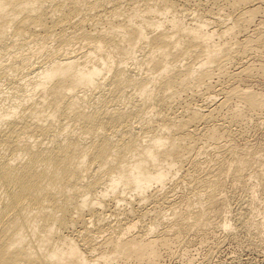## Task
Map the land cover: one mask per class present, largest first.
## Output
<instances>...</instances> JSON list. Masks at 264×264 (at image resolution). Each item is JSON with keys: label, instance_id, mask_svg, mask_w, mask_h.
<instances>
[{"label": "bare ground", "instance_id": "6f19581e", "mask_svg": "<svg viewBox=\"0 0 264 264\" xmlns=\"http://www.w3.org/2000/svg\"><path fill=\"white\" fill-rule=\"evenodd\" d=\"M224 1L0 0V264H160L194 238L264 229L253 183L250 211L220 215L224 175L239 187L251 165L220 141L248 133L264 94L194 104L260 48L237 38L260 0Z\"/></svg>", "mask_w": 264, "mask_h": 264}, {"label": "rangeland", "instance_id": "374dc122", "mask_svg": "<svg viewBox=\"0 0 264 264\" xmlns=\"http://www.w3.org/2000/svg\"><path fill=\"white\" fill-rule=\"evenodd\" d=\"M223 1L224 0H218L219 6L225 5L226 2ZM194 4L195 3L193 2L192 5L189 4V10L191 12H189V14L191 17L189 19L187 18L188 20L186 22L188 24L194 23L195 21H192L191 19L197 17L198 15L197 12L199 8L196 6V4L194 6ZM204 4V6H206L204 7L205 11L208 12L210 9H212V4ZM249 6H251V9L260 8V13L256 14L253 17V21L249 26L247 34H240L237 38L239 39L238 41L240 43H244L245 41H247V39H250L248 43H252L253 46H260V48L259 50L256 49L257 51H252L250 52V54L239 58L240 60L238 59V63H235V65L231 69L232 73L235 74V77L231 78L232 80H226V82L221 80V85L219 82H217L219 81L218 79H215L214 82H212L214 83L213 85L215 87L213 91H216L215 98L217 97L215 101L213 100L214 97L212 98V100H209V102H203V98H201L202 100L200 98H197L196 102L194 101V104L196 103L195 105L204 107V109L202 108V110H204L205 113H207V110L209 112V109H216V107L219 106L220 102L224 101V95H218V93H220V90H226V88L227 90H233L238 89L240 86L239 90L241 91L242 89L246 90L245 88H249L247 90H249L250 92L252 90V92L264 94V40L261 37V31L264 26V13L261 12L264 10V0L256 1ZM227 11L228 10H226L225 12ZM210 12L213 13L215 11ZM211 15L213 16L214 14H210V16ZM214 16L217 17L216 14ZM208 17L209 14L208 16H206V19L209 20V22L213 23L215 17ZM218 17L215 19H218ZM211 18L212 20H210ZM226 19L227 18L224 19L223 17L224 21ZM225 22L226 24H229L228 20ZM210 27H214V29L220 28V26L217 27L212 25ZM255 33H257V35L254 36ZM245 70H247L248 72H246ZM250 72L252 74H249ZM219 86H223L224 88L222 87L223 89H221V87ZM261 112L262 109L260 107L256 109L252 117V125L250 124V126H248L249 129L246 130L248 132L247 134L245 132V135H241L240 131L238 132L239 127L237 128V126H231V128L233 127L232 129H234V133H230L229 135L224 136L220 141V146H226V149H228L229 151V157L227 158L226 162H231L232 158L236 159L238 155H241L244 158L248 159L251 164L243 168L242 171L243 185L246 186V184H248V187L244 189L243 185L239 187L231 185V182L233 180L231 175H224V180L228 185L223 195L225 194V196L229 198V203L220 211L221 217L228 216L230 219H233L237 215V212L239 214V212L241 210L243 211V209H245L246 211L249 210L251 206H249L247 201H250V197L248 196L251 195H249V190H246L249 189V185L252 183L256 185V188H254L255 195H259L258 200L256 201V205L254 206L256 207L257 211H264V183L261 184V182H258L251 176L253 175L255 169L263 170L264 174V113ZM199 127L198 130H202V126ZM204 158H206V156ZM214 164L215 163L213 162L212 165ZM192 190V187L184 186V193L186 195L194 197V200L196 201L198 200V197L196 196L197 193L193 192ZM176 196L177 195H175L174 200L178 199ZM246 198L249 199L246 200ZM240 207H242V209ZM262 215H260L257 220H261L264 217V213H262ZM111 218L114 219V217ZM219 221L221 222V220L219 219L214 221H206L200 219V221L198 222V228L211 230L215 228L214 226H218ZM262 230L264 231V229H260L259 231L252 230V234L249 236L243 231L239 232L238 228L234 227L229 232L219 233L214 239L206 242V244L205 242H201L199 239L197 240V238H194L195 240L192 238V244L190 243L189 245H186V247L184 246L187 250H184V247L182 246V249L178 250L179 252H177V255L172 258L165 257L166 259L164 258L163 262L161 261L160 264H264V241H262L264 240V238L260 240L257 237L258 232L261 233ZM262 233L263 235H261ZM262 233L260 235L264 236V232Z\"/></svg>", "mask_w": 264, "mask_h": 264}]
</instances>
